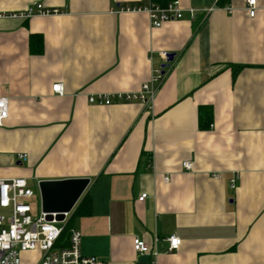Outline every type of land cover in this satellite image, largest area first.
<instances>
[{
  "label": "crops",
  "instance_id": "crops-1",
  "mask_svg": "<svg viewBox=\"0 0 264 264\" xmlns=\"http://www.w3.org/2000/svg\"><path fill=\"white\" fill-rule=\"evenodd\" d=\"M34 3L58 12L0 15V178L88 177L90 213L71 228L80 253L106 264H264V0L253 16L246 0H179L183 17L159 27L120 11L145 0H0V14ZM143 83L150 107L88 100ZM172 234L181 243L168 251Z\"/></svg>",
  "mask_w": 264,
  "mask_h": 264
},
{
  "label": "built area",
  "instance_id": "built-area-1",
  "mask_svg": "<svg viewBox=\"0 0 264 264\" xmlns=\"http://www.w3.org/2000/svg\"><path fill=\"white\" fill-rule=\"evenodd\" d=\"M144 6L121 7L120 11H144L152 27H159L163 22L177 20L183 17V8L179 0H145ZM256 0H246V6L250 16L255 13ZM228 12L231 8L224 6ZM57 9H47L40 3H34L20 11L1 13L0 15L27 19L34 14L57 13ZM190 17H194L195 11L189 9ZM166 60L169 54L161 53ZM151 81H157L162 73L156 70ZM52 91L63 93L62 83H54ZM155 94V89L149 83H143L139 91L128 93H99L90 95L88 100L92 103L110 104L113 101L137 100L146 107H150ZM8 116V98L0 96V125ZM19 159L25 160L26 154L19 153ZM182 166L186 170L192 169L190 161H183ZM168 181L167 176L164 177ZM230 186L235 187V179L230 180ZM40 193L32 189L25 178L10 177L0 178V264H106L92 255L80 253L81 234L78 230L70 228L67 236L62 239L61 234L64 225L56 220H47L46 213L41 206L37 212L33 211V201ZM146 193L138 196L143 200ZM69 214V213H68ZM68 214L65 215L64 222ZM55 216V213L52 214ZM154 243L158 238L154 239ZM168 243L167 250L178 249L181 239L177 235L165 237ZM133 249L140 253L157 254L155 247H151L144 240L134 237Z\"/></svg>",
  "mask_w": 264,
  "mask_h": 264
},
{
  "label": "water",
  "instance_id": "water-1",
  "mask_svg": "<svg viewBox=\"0 0 264 264\" xmlns=\"http://www.w3.org/2000/svg\"><path fill=\"white\" fill-rule=\"evenodd\" d=\"M172 56L173 53H169V59ZM88 184V177L40 180V204L42 211L47 214L46 219L64 221L65 215L71 212Z\"/></svg>",
  "mask_w": 264,
  "mask_h": 264
},
{
  "label": "trees",
  "instance_id": "trees-1",
  "mask_svg": "<svg viewBox=\"0 0 264 264\" xmlns=\"http://www.w3.org/2000/svg\"><path fill=\"white\" fill-rule=\"evenodd\" d=\"M228 0H218V5L222 6L227 3ZM30 52L32 53H40L42 51L43 47V42H42V37L40 35L33 34L30 36ZM238 66L233 65V69L236 70ZM202 109V108H201ZM200 127L206 128L210 124L211 120V111L208 109V112H204V114H201L200 110ZM90 213V200L88 197V194L85 192L82 194V196L79 198L71 212L68 214L67 220L64 224L63 231L61 234L62 239L67 236V233L69 229L71 228L73 224V220L76 217L82 216V215H87Z\"/></svg>",
  "mask_w": 264,
  "mask_h": 264
},
{
  "label": "rangeland",
  "instance_id": "rangeland-1",
  "mask_svg": "<svg viewBox=\"0 0 264 264\" xmlns=\"http://www.w3.org/2000/svg\"><path fill=\"white\" fill-rule=\"evenodd\" d=\"M29 186H30L32 189H34L35 191H37V187H36V185H35L34 183L29 184ZM32 204H33V211H32V213H35V212L38 211V209H39L40 206H41L40 201H39V198L36 197V198L34 199V201H33ZM65 221H66V220H65ZM59 224H60V225H64L65 222L62 221V222H60Z\"/></svg>",
  "mask_w": 264,
  "mask_h": 264
}]
</instances>
